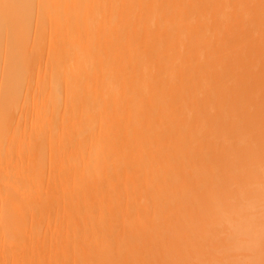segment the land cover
Returning a JSON list of instances; mask_svg holds the SVG:
<instances>
[{
    "label": "bare ground",
    "instance_id": "6f19581e",
    "mask_svg": "<svg viewBox=\"0 0 264 264\" xmlns=\"http://www.w3.org/2000/svg\"><path fill=\"white\" fill-rule=\"evenodd\" d=\"M0 264H264V0H0Z\"/></svg>",
    "mask_w": 264,
    "mask_h": 264
}]
</instances>
